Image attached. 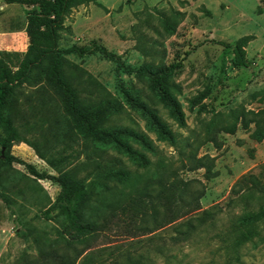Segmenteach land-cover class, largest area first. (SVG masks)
I'll list each match as a JSON object with an SVG mask.
<instances>
[{
	"label": "rangeland",
	"instance_id": "1",
	"mask_svg": "<svg viewBox=\"0 0 264 264\" xmlns=\"http://www.w3.org/2000/svg\"><path fill=\"white\" fill-rule=\"evenodd\" d=\"M31 9L8 13L2 27L24 28ZM63 23L49 62L80 68L78 94L91 81L97 108L111 101L106 126L146 136L154 153L127 135L121 140L151 160L149 173L160 169L168 181H182V188L167 191L172 204L159 201L164 217L176 208L181 214L155 229L152 240L134 229L141 222L130 209L79 238L86 215L80 196L121 171L122 163L136 170L138 155L90 139L80 132L82 121L80 128L60 126V100L46 84L51 105L29 107L39 89L24 84L13 109L22 138L0 145V264H55L51 252L62 253L66 243L72 255L83 250L88 264H264V219L238 227L240 216L264 205V139L255 141L241 124L247 110L264 107V0H96L72 6ZM243 37L241 62L236 43ZM28 42L27 36L6 51L24 52ZM171 65L161 78L166 85L148 71ZM42 117L50 121L41 123ZM25 119L36 124L28 128ZM94 148L106 155L95 156ZM47 157L62 159L52 165ZM27 165L54 179L37 178ZM178 195L195 199L183 206ZM178 226L187 232L172 243Z\"/></svg>",
	"mask_w": 264,
	"mask_h": 264
},
{
	"label": "trees",
	"instance_id": "2",
	"mask_svg": "<svg viewBox=\"0 0 264 264\" xmlns=\"http://www.w3.org/2000/svg\"><path fill=\"white\" fill-rule=\"evenodd\" d=\"M6 3H19L26 7H32L27 13L24 29L28 36L29 42L24 52H10L0 50V145L9 147L12 141L22 138V135L13 118V109L17 102V92L24 84L38 87L39 91L33 96L36 100H28L29 107H48L51 105V94L44 90V85L51 87L59 98V107L61 109V120L59 125L66 127L72 122L80 128V122L85 123V130L80 131L82 134L89 135L90 139L102 143L114 142L121 151L129 155L135 153L138 159L132 160L136 170L129 169L122 163V170L115 171L100 182L97 187L80 196V202L86 215L78 226L77 236L81 239L91 236L97 229L103 228L105 218L115 217L117 211L130 209L133 215L139 217L140 224L133 225L135 230H141V234L149 232L147 239L152 240L156 237L154 230L163 224L173 223L181 213L176 208L175 215L164 217L160 211V200L167 199L170 204L174 200L168 196L169 190H179L182 188V181L173 174V179L168 181L169 174L166 175L162 170L150 172V166L153 165L151 160L144 154L133 148L129 143L121 140L122 135H127L139 141L143 148L151 152H155V148L150 144L149 140L142 133L132 131L125 127L113 125H105L109 121L111 114V101L104 100V104L99 108L96 107L90 96L95 91L94 84L89 81V88L84 96L78 94L80 91L76 85L81 84L77 79L82 70L73 64L66 63L63 60L51 59L57 53V39L59 32L63 29V19L69 9L77 4L96 0H4ZM246 37L238 39L236 50L238 60L243 62L240 53L241 46L244 44ZM82 48V47H81ZM85 48L83 47L82 50ZM92 48V50H94ZM96 50V49H95ZM97 50L103 55L110 56L103 46H98ZM239 52V54H238ZM154 76V81L166 85L167 81H163V76L172 72V65L156 72L148 70ZM161 72V73H160ZM163 78V79H161ZM34 113H29V117L33 118ZM43 121H50L46 117L39 118ZM31 121V122H30ZM52 122V121H51ZM253 124L250 128L249 124ZM28 128L35 125V120L25 119L22 123ZM241 124L245 129H249V136L259 142L264 139V107L256 110H247L241 117ZM65 129V128H64ZM233 129H231L232 131ZM168 134V132H167ZM169 138H173L170 136ZM95 156L102 157L106 153L103 149H93ZM73 156V155H71ZM62 158H48L47 161L52 165H56ZM73 159V158H72ZM8 155L2 157V162H8ZM93 159L88 162L91 163ZM162 164L163 163H159ZM29 173L37 178H52L54 176L46 173H39L32 165H27ZM1 174V168H0ZM253 184L256 186L255 174H250ZM180 182V183H179ZM184 184V183H183ZM168 191V192H167ZM178 199L182 205H187L190 201H194L195 197L187 199L183 195H178ZM164 203V201H163ZM165 205V203H164ZM166 206V205H165ZM169 209V207H167ZM264 219V205L254 213H246L239 217V228L257 220ZM149 224H147V223ZM187 227H191L190 222L186 223ZM189 230V229H188ZM186 231H182L181 227L176 228V235H172L170 240L177 243L184 238ZM174 236V237H173ZM69 243L65 244L62 253L52 251L55 264H88L89 257L81 256V252L76 251L74 255L68 253ZM81 256V257H79ZM127 263H132L133 258L127 256ZM124 264V263H117Z\"/></svg>",
	"mask_w": 264,
	"mask_h": 264
},
{
	"label": "crops",
	"instance_id": "3",
	"mask_svg": "<svg viewBox=\"0 0 264 264\" xmlns=\"http://www.w3.org/2000/svg\"><path fill=\"white\" fill-rule=\"evenodd\" d=\"M26 7L19 3H6L0 0V50H17L20 39L27 40V34L24 28H8L2 27V22L8 17V13H24L23 8Z\"/></svg>",
	"mask_w": 264,
	"mask_h": 264
}]
</instances>
